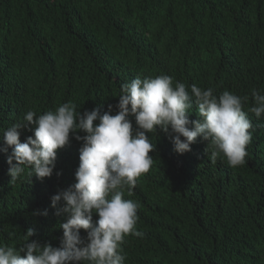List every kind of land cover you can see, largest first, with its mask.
I'll list each match as a JSON object with an SVG mask.
<instances>
[{"label": "trees", "instance_id": "obj_1", "mask_svg": "<svg viewBox=\"0 0 264 264\" xmlns=\"http://www.w3.org/2000/svg\"><path fill=\"white\" fill-rule=\"evenodd\" d=\"M158 75L248 96L252 140L246 164L232 168L213 164L201 137L177 154L165 134H149L153 167L124 195L140 204L143 234L126 237L125 264H264V116L248 112L252 90L264 91V0H0V146L28 110L71 101L106 111L122 83ZM31 135L21 130L20 141ZM81 143L58 150L42 181L10 182L0 152V245L19 248L31 228L25 243L60 246L67 217L50 197L76 182Z\"/></svg>", "mask_w": 264, "mask_h": 264}, {"label": "clouds", "instance_id": "obj_2", "mask_svg": "<svg viewBox=\"0 0 264 264\" xmlns=\"http://www.w3.org/2000/svg\"><path fill=\"white\" fill-rule=\"evenodd\" d=\"M251 98L248 112L259 119L264 116V91L253 89ZM248 100L228 90L216 95L212 87L202 89L158 75L122 83L118 102L108 104L106 111L98 104L81 113L71 101L39 115L28 110L2 130L0 152L7 154L10 182L25 176L40 181L50 178L58 150L70 139L82 142L76 182L50 197V207L67 217L59 224L60 246L37 240L25 243L34 235L29 228L19 248L0 245V264H125L126 237L143 234L136 228L140 204L124 195L131 196L138 179L153 167L150 153L155 143L149 134H165L177 154L190 151L201 137L207 141L213 164L221 159L232 168L243 166L253 127L244 110ZM193 108L198 118L190 120ZM21 130L32 131L24 142ZM36 214L47 215V210ZM80 230L86 237H81Z\"/></svg>", "mask_w": 264, "mask_h": 264}]
</instances>
